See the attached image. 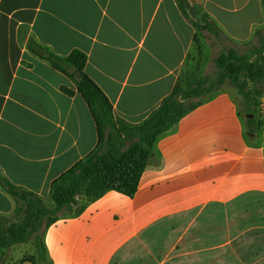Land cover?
Wrapping results in <instances>:
<instances>
[{"label":"crops","instance_id":"crops-1","mask_svg":"<svg viewBox=\"0 0 264 264\" xmlns=\"http://www.w3.org/2000/svg\"><path fill=\"white\" fill-rule=\"evenodd\" d=\"M204 14L238 44L264 30L262 0H203ZM191 21L182 0H0V217L21 207L4 179L50 200L52 183L99 143L74 71L55 70L28 41L63 58L86 53L85 73L136 125L184 74ZM237 93L221 89L157 140L133 198L110 191L46 229L49 264H264V93L252 136Z\"/></svg>","mask_w":264,"mask_h":264},{"label":"trees","instance_id":"trees-1","mask_svg":"<svg viewBox=\"0 0 264 264\" xmlns=\"http://www.w3.org/2000/svg\"><path fill=\"white\" fill-rule=\"evenodd\" d=\"M264 7V0H262ZM182 12L190 20L182 3ZM201 29L217 40L226 37L207 14L201 18ZM198 28L197 23L191 21ZM248 53L240 54L235 49L225 51L216 59V78H190L183 74L176 82L172 93L145 121L128 124L119 119L101 88L85 73L88 56L75 49L66 58L53 53L47 46L31 38L27 48L42 60L67 75L77 77V91L84 98L94 118L99 143L95 151L63 173L51 185L50 201L33 192L12 185L4 179L3 188L21 207L17 214L20 220L9 221L0 217V250L6 251L15 245L33 241L37 255L27 260L49 263L44 242V231L61 219L79 216L89 203L106 193L115 191L133 198L139 188L141 177L152 157L157 140L170 132L185 116L216 95L229 83L243 99L248 130L254 133L258 122L259 101L264 93V30L256 31V41ZM61 91L73 96L75 92L65 86ZM26 260V259H25ZM23 260V261H25Z\"/></svg>","mask_w":264,"mask_h":264},{"label":"rangeland","instance_id":"rangeland-1","mask_svg":"<svg viewBox=\"0 0 264 264\" xmlns=\"http://www.w3.org/2000/svg\"><path fill=\"white\" fill-rule=\"evenodd\" d=\"M184 8L187 10L190 19L197 23V43L193 52L189 55L187 63L185 65L184 74L190 78L198 79L200 77L216 78L218 74V68L216 65L217 57L225 53L230 49L237 50L240 54H245L253 47L252 43L238 44L228 39L222 41L217 40L214 36H211L207 31L201 29L202 16H203V0H182ZM233 88L229 83L221 87ZM238 95V102L245 115V107L242 97ZM46 203L50 204V200H46ZM21 215L18 218L12 219L13 222L19 221ZM37 255L34 242L31 241L27 244L24 250L15 251L13 248L3 251L0 250V264H19L23 260H27L29 257ZM36 264H42L39 259Z\"/></svg>","mask_w":264,"mask_h":264},{"label":"water","instance_id":"water-1","mask_svg":"<svg viewBox=\"0 0 264 264\" xmlns=\"http://www.w3.org/2000/svg\"><path fill=\"white\" fill-rule=\"evenodd\" d=\"M247 118H253V115H247ZM249 135H253L252 133H249ZM45 264H49V263H45Z\"/></svg>","mask_w":264,"mask_h":264}]
</instances>
